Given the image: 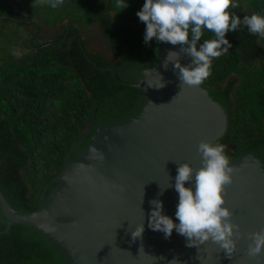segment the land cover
Masks as SVG:
<instances>
[{"label": "water", "instance_id": "95a60500", "mask_svg": "<svg viewBox=\"0 0 264 264\" xmlns=\"http://www.w3.org/2000/svg\"><path fill=\"white\" fill-rule=\"evenodd\" d=\"M145 31L136 35L121 67L99 74L87 123L61 172L45 185L39 207H10L0 192L5 232L21 264H170L173 259L179 264H264V252L255 258L247 254V234L264 229L261 140L241 147L231 161L237 171L224 206L244 234L231 257L211 241L187 247L175 229L166 239L148 226L153 199L179 223L178 164L201 167L197 146L225 135L228 110L213 88L185 85L181 90L174 63L163 67L168 52L179 46L156 38L146 44ZM210 38L214 34L205 30L198 47ZM180 62L187 66L191 57L183 55ZM159 75L165 86L157 89ZM140 224L142 237L133 241L131 232Z\"/></svg>", "mask_w": 264, "mask_h": 264}, {"label": "trees", "instance_id": "16d2710c", "mask_svg": "<svg viewBox=\"0 0 264 264\" xmlns=\"http://www.w3.org/2000/svg\"><path fill=\"white\" fill-rule=\"evenodd\" d=\"M0 0V192L10 207L36 209L45 185L87 123L101 72L121 67L146 27L137 12L145 0ZM241 19L264 15V0H238ZM51 19V20H50ZM53 28L44 37V25ZM97 28L105 52L93 51L83 29ZM53 27V26H52ZM55 30V32H54ZM232 45L212 61L200 86L213 88L228 110L230 161L243 146L264 142V38L247 26L226 33ZM0 206V264H21Z\"/></svg>", "mask_w": 264, "mask_h": 264}, {"label": "clouds", "instance_id": "9594fccd", "mask_svg": "<svg viewBox=\"0 0 264 264\" xmlns=\"http://www.w3.org/2000/svg\"><path fill=\"white\" fill-rule=\"evenodd\" d=\"M48 2L52 8H56L64 0ZM117 6L124 9L128 5L125 0H118ZM239 7L238 0H145L137 16L146 25V44L156 38L158 42L179 46V51L168 52L163 67L167 70L169 62L174 63L182 90L185 85L199 86L209 78L213 59L232 47L226 33L237 31L244 25L252 35L264 38V15L253 12L241 19L230 11ZM205 30L213 33L214 38L205 39L198 47ZM183 55L191 57V63L187 66L180 62ZM159 77L157 85L153 86L147 81L148 86L163 88L165 83ZM226 149L225 144L202 140L197 146V152L202 157L201 167L194 169L189 163L178 164L174 187L179 196L175 212L179 223L163 214L162 201L153 199L149 201L154 208L148 222L153 231L163 232L168 239L175 229L186 238L187 247L211 241L225 250L229 257L236 252L237 241L244 234L240 231V225L232 220L233 211L224 206L227 203V187L233 183L237 171L236 167L231 166ZM185 182H190V186L185 187ZM143 232L144 224H140L131 232L133 241L142 237ZM247 238L250 241L249 257L255 258L264 252V229L249 232ZM170 264H179V261L173 259Z\"/></svg>", "mask_w": 264, "mask_h": 264}, {"label": "rangeland", "instance_id": "374dc122", "mask_svg": "<svg viewBox=\"0 0 264 264\" xmlns=\"http://www.w3.org/2000/svg\"><path fill=\"white\" fill-rule=\"evenodd\" d=\"M51 20V19H50ZM55 23L54 25H52L51 27H47L46 25H44V37L47 38L48 36H51L52 32H53V28L56 27ZM55 32V30H54ZM97 28L96 26L93 24L91 27L89 28H84L83 29V35L89 38L88 41V46L91 50L93 51H98V52H105L106 47L104 44L101 43V41L99 40V36L97 34Z\"/></svg>", "mask_w": 264, "mask_h": 264}]
</instances>
